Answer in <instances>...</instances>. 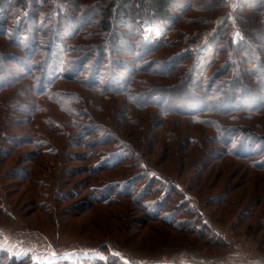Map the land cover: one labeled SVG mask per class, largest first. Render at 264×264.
<instances>
[{
  "label": "rangeland",
  "instance_id": "obj_1",
  "mask_svg": "<svg viewBox=\"0 0 264 264\" xmlns=\"http://www.w3.org/2000/svg\"><path fill=\"white\" fill-rule=\"evenodd\" d=\"M29 1L12 19L0 14V244L8 239L29 243L13 235L30 229L44 252L46 243L85 247L66 257L50 255L51 261L40 254L29 264H237L238 253V260L264 264V172L236 157L237 143L225 147L217 140L224 129L231 136L239 125L250 128L257 137L242 139L244 145L258 153L254 160H263L264 106L232 110L245 88L264 104V70L258 68L264 67V27L251 0H174L179 6L169 11L168 33L146 20L145 42L126 25L121 34L111 35L95 23L57 41L50 21L36 32L29 29L24 10ZM31 1L38 4L37 18L49 20L47 0ZM216 34L225 46L212 45ZM106 35L118 41L104 44V55L97 57L96 46ZM247 36L254 52L238 44ZM152 41L160 43L148 47ZM249 52L253 57L245 58ZM51 63L56 71L49 78L54 79L44 86L68 91L66 97L41 95L33 82L31 71L40 77ZM185 78L194 82L191 94L180 89ZM214 83L219 93L206 88ZM214 93L216 106L208 103ZM223 100L232 102L229 108L221 106ZM117 157L124 162L112 170L94 166ZM139 174L142 184L130 189L131 196L92 202L90 186ZM243 180L226 202L214 200ZM163 198L162 214L185 208L178 229L147 214L151 209L154 215ZM255 199L262 204L251 208ZM189 203L201 218L192 210L186 214ZM249 213L253 217H246ZM1 254L2 263L9 260ZM84 259L90 263L80 262Z\"/></svg>",
  "mask_w": 264,
  "mask_h": 264
},
{
  "label": "trees",
  "instance_id": "obj_2",
  "mask_svg": "<svg viewBox=\"0 0 264 264\" xmlns=\"http://www.w3.org/2000/svg\"><path fill=\"white\" fill-rule=\"evenodd\" d=\"M247 2H249L250 0H245ZM252 3V4H251ZM46 8H48L49 15L50 18L48 20V18H44L42 21H40V17L37 18V10L39 9V7L37 8L38 4H34V2H32L31 0L29 1V5L30 9L29 12L28 10V6H26L24 8L25 12H27L26 15V22L28 24V26L30 27L29 29H31L33 32H36L37 27L42 24H47L48 21H50V26H48V28L52 31L55 32L53 34V37L57 38V41L60 40H65L64 38L66 37H70L72 38L73 36H75L77 34V32L82 28V26L84 24H88L87 26H89L90 24L95 25V24H99L101 27H99V29L102 31V33L104 34V32L111 30L110 34L113 35L114 30H117V32L119 30L122 31V29H124V25H126L127 29L133 28L134 30H137V32H135V34L139 35L138 38L140 39V41L145 42L147 39L144 37L143 35V25L144 22L146 20L150 21V23L152 24V26H154L155 28H159L163 34L168 33L169 31V23L173 20L172 15L169 14L170 9L174 8V7H178L179 4H177L176 2H174V0H99V2H93L92 4H85L82 2V0H47L46 3ZM249 5L251 6V9L258 12L259 15L262 17L261 23L264 27V0H251ZM24 0H0V14L2 15L3 19H9V18H14L16 14H18L19 11H21L24 7ZM186 6V5H184ZM183 6V7H184ZM181 7V6H180ZM187 8L190 7V3H188V6H186ZM37 8V9H36ZM45 9V8H44ZM100 18V20H99ZM240 21V18L238 19ZM95 23V24H94ZM86 27V25H84ZM106 30V31H105ZM133 30V31H134ZM69 33L71 34L70 36L65 34L63 35V33ZM119 33L121 34L122 32L119 31ZM132 36V35H130ZM53 37L51 39H53ZM107 35L105 37V39H103L104 43H101V45L99 47L96 46V50L95 53L97 54L96 56L98 57L99 54L98 53H103L105 51L104 49V44L106 45H111L114 41H118L117 38H113L112 41H110L109 39H106ZM215 41H213L212 45H219L221 46H225V44L223 43L225 41V39L222 38V35L220 34H216L214 37ZM213 39V40H214ZM252 38H249L248 36L245 37V39H242L241 42H238V44H240V47L244 48L242 51H249L251 50V52H254V46L252 45L253 43L250 41ZM156 41H152V42H148V47H152V45H158L160 42H156L157 44H154ZM227 44L229 45L228 41L226 40ZM101 46L102 49H101ZM58 47V46H57ZM239 46H237L238 48ZM251 52H249L247 54V56H245V58L247 57L248 59H250V57L253 55L251 54ZM68 54V52H66ZM56 54H54L53 59L55 57ZM104 55V53H103ZM260 59V58H259ZM209 59H207V61L205 62L204 66L202 67V71L204 68H206V65L208 64ZM79 67L81 66L80 63ZM1 68V66H0ZM99 68V64L94 63L91 70L97 71ZM260 70H264L263 66H259L258 67ZM47 71H44L43 74L38 77L36 74L35 70H32L31 73L33 77H35L36 81L33 80L34 84L38 83L39 88L38 91L41 92V95H50L55 94V96H62V97H66L68 94V91L65 90H58L57 88H53L54 86L51 87V84L47 83L46 86H44V82H51L53 78H49V74L52 73V70H55V67L51 64L48 65V67L46 68ZM230 71L231 68H229ZM35 71V72H34ZM56 71V70H55ZM58 72V71H57ZM196 73H198V71L196 70ZM233 74H235V71L233 72ZM216 76L218 74H215ZM58 76V75H56ZM55 76V77H56ZM236 76V74H235ZM65 79V78H63ZM185 83L183 85H181V91L186 93V94H191V92H193V88H192V83H194L193 81H188L186 78L184 79ZM3 85V82L0 83V86ZM215 84V83H214ZM11 85L9 84L8 87H10ZM225 85L221 86V88H225ZM206 87V86H205ZM204 87V88H205ZM93 88V87H92ZM208 90H210L211 92L216 91V93H219L220 89V85H217V83L214 86H207L206 87ZM34 89V86L32 87V90ZM193 89V90H190ZM198 91H201V88H196ZM245 91H247V93L242 92L239 94V97L241 98V101L238 100L236 103H238L239 105H236V109H231L232 110H244L247 108V106H253L256 104L257 105H262L264 106V104L259 101V100H254L251 97H255L256 99H258V95L256 93L253 92V90L245 88ZM43 93V94H42ZM74 94V93H72ZM71 94V95H72ZM76 94V93H75ZM215 94V93H214ZM223 95V92L220 93ZM71 95H69V97H71ZM54 97V96H52ZM50 97V98H52ZM69 100V99H68ZM193 100H197V98L195 97ZM199 101V100H198ZM240 101V102H239ZM256 101V102H255ZM219 102V99L217 97V95L215 94L214 96H209V104L212 106H216V104ZM221 106H223V108H229L230 104H232V102H230L229 100L225 101L223 100V102H221ZM203 104V103H202ZM247 105V106H244ZM255 106L252 109H255ZM33 111V110H32ZM228 129H224L225 135L221 136V138H217V140L221 141V143L224 144L225 147H230L232 145V143H237V149L238 150L235 155L237 158L243 159V160H249L251 166L253 167V170L256 169V171H263L264 172V156L263 154L259 155V157H262L263 160H254L255 156L258 155L257 152H253V150H249V148L246 147V145H244V140L246 137H257V134L255 133V131H253L250 128L244 127L242 125L237 126V128L235 130H233L231 132V136H227L229 132ZM230 131V129H229ZM238 137V138H237ZM261 141H264V136L261 137L260 139ZM264 151V149L262 150V152ZM226 152H227V148H226ZM113 156V154L111 155V157ZM32 161V160H31ZM124 160H119L118 157L116 159H110L107 158V160L105 161H101L100 163L94 165L96 169H114L116 167H118L119 165H121V163L123 164ZM251 167V168H252ZM27 172V174L29 175L30 170H25ZM25 174L24 179L28 178V175ZM142 175V174H141ZM140 174L134 175L132 176L129 180H122V181H114V182H107L106 184L102 185H92L91 187V192L93 193L91 195V197L94 199L95 205L96 204H108L111 203L112 200H115V198H120V197H124L127 198L128 196H131L130 194H133V191H130V189H137V186H139V184L141 185L142 183H140L138 181L139 176H141ZM146 175V174H145ZM147 176V175H146ZM157 182H161L158 181V179H156ZM245 180H243L241 183L237 184V186H230L229 188H227V192L225 193V196H218V198H215L214 200L218 201L219 204H223L224 202H226L228 200V194L229 192L232 191H236L241 187V184L245 183ZM243 186V185H242ZM128 190H126L125 188H128ZM174 190L175 194H182L180 191L178 190ZM173 193V194H174ZM147 191H145V194L143 195V192H141V194L139 196H137L135 198V201H141L142 198H145V195H147ZM94 195V196H93ZM168 196L171 197L172 192H168V194L166 193L164 196ZM96 196V197H95ZM144 196V197H143ZM167 198H163V200L159 201L158 205H156V209H155V214L153 215V211L150 209H148L147 214L154 220L159 219L160 221L164 222L166 225H170L172 227H174V229H178L177 227H179L178 222H185V221H179V217L181 216V212L184 209H182L180 206H178L177 210H174V212H176L175 215H171L170 212L168 211V214H165V212L162 214V208H163V204H165L167 202L166 200ZM145 201V200H144ZM147 202V201H145ZM180 204H183V202H181ZM262 204L261 199H255V200H251L249 202V206H251V208L253 207H258L259 205ZM2 208V207H1ZM89 208H92V205L88 206L86 209L84 210H79V214L80 212H85L90 210ZM181 208V209H180ZM186 214H190V210L193 211V215H195L196 218H201L198 210L195 208V206L191 205L190 203L187 204L186 207ZM72 210V209H71ZM70 209L67 210V213L69 211L70 214H72V216L75 215H79L78 212L76 211H71ZM4 211V210H3ZM71 211V212H70ZM253 213V212H252ZM249 213V215H245L246 217H253L254 214ZM186 219H190V218H186ZM177 222V223H175ZM59 225V223H58ZM206 225V224H204ZM207 226V225H206ZM183 227H181L179 230H181ZM261 229V226H260ZM199 232V231H198ZM264 251V250H263ZM37 252V251H36ZM44 252V251H43ZM46 252V251H45ZM1 256L4 255V257H8L9 260L6 261L5 263L1 262L0 260V264H29L31 261L29 256H25L23 258H20L14 254H12L10 251L3 249L0 251ZM43 254V253H42ZM49 255H51L48 252ZM52 256V255H51ZM54 257V256H52ZM57 258V257H56ZM87 262L90 263L88 261H86V259L81 260L80 262ZM36 262V261H34ZM55 264H69L68 261H62V262H57ZM112 264V263H111Z\"/></svg>",
  "mask_w": 264,
  "mask_h": 264
},
{
  "label": "built area",
  "instance_id": "obj_3",
  "mask_svg": "<svg viewBox=\"0 0 264 264\" xmlns=\"http://www.w3.org/2000/svg\"><path fill=\"white\" fill-rule=\"evenodd\" d=\"M152 30L153 28L151 27V30H149L150 32L148 35L151 34ZM1 233L4 234V230H1ZM13 236H15V238H18V239L27 240L29 243L33 244L36 250L40 247L41 243L39 242V235L37 234V232L33 230H30V229L20 230L18 233L14 234ZM45 246H47L48 252L54 257H63V256L66 257L67 255L72 254L74 252L85 250V247L77 243L70 244V245H61V246L46 243ZM236 258H237L236 261L233 259L234 263L251 264L248 262H243V260H238L239 258H241L239 253ZM169 262H172V261H169ZM202 264H205V263H202ZM212 264H215V263H212Z\"/></svg>",
  "mask_w": 264,
  "mask_h": 264
},
{
  "label": "crops",
  "instance_id": "obj_4",
  "mask_svg": "<svg viewBox=\"0 0 264 264\" xmlns=\"http://www.w3.org/2000/svg\"><path fill=\"white\" fill-rule=\"evenodd\" d=\"M9 241V242H8ZM8 241L4 240L1 242L0 244V248L1 249H6L8 251H10L12 254L23 258L25 256H29L30 260L32 261H37L39 259H37L40 254L42 255H46L47 261H51L52 259H48L51 258V256L48 254V250L46 252H43L44 250L41 248H38L37 250L34 248L33 245L29 244V243H21L18 241H13L11 242L9 239ZM37 251V252H36ZM43 253V254H42ZM44 259V258H42Z\"/></svg>",
  "mask_w": 264,
  "mask_h": 264
},
{
  "label": "bare ground",
  "instance_id": "obj_5",
  "mask_svg": "<svg viewBox=\"0 0 264 264\" xmlns=\"http://www.w3.org/2000/svg\"><path fill=\"white\" fill-rule=\"evenodd\" d=\"M149 25V24H148Z\"/></svg>",
  "mask_w": 264,
  "mask_h": 264
}]
</instances>
